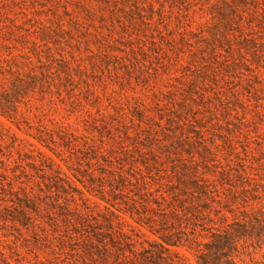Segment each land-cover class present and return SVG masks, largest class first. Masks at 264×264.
I'll return each mask as SVG.
<instances>
[{
	"label": "trees",
	"instance_id": "16d2710c",
	"mask_svg": "<svg viewBox=\"0 0 264 264\" xmlns=\"http://www.w3.org/2000/svg\"><path fill=\"white\" fill-rule=\"evenodd\" d=\"M0 231V264H264V0H0Z\"/></svg>",
	"mask_w": 264,
	"mask_h": 264
},
{
	"label": "rangeland",
	"instance_id": "374dc122",
	"mask_svg": "<svg viewBox=\"0 0 264 264\" xmlns=\"http://www.w3.org/2000/svg\"><path fill=\"white\" fill-rule=\"evenodd\" d=\"M5 123H6L7 126H10V124H9L8 122H5ZM13 129H14L15 131H17L14 127H13ZM17 133H18L21 137H23L24 139H26V142H28V143H32V144H34V145L36 146V148H39L40 150L46 151L44 147H42L41 145H39V144H38L34 139H32L31 137H29V136H27V135H25V134H23L22 132H19V131H17ZM7 239H8V237H4V236H3V233L0 231V242L5 241V240H7ZM23 250H24L25 252H27V250H26L25 248H23Z\"/></svg>",
	"mask_w": 264,
	"mask_h": 264
}]
</instances>
